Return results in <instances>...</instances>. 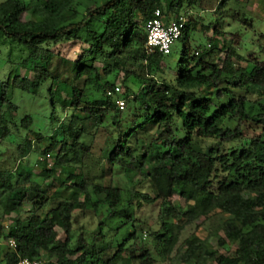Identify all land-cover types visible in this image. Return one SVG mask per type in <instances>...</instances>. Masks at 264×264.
I'll return each instance as SVG.
<instances>
[{
    "label": "trees",
    "instance_id": "1",
    "mask_svg": "<svg viewBox=\"0 0 264 264\" xmlns=\"http://www.w3.org/2000/svg\"><path fill=\"white\" fill-rule=\"evenodd\" d=\"M81 1L93 8L81 11ZM230 4L0 0V47L14 44L25 53L16 64L12 86L32 95L48 80L56 88L55 93L50 90L53 112L48 118L54 129L46 136L31 129L34 122L28 115L14 125L18 108L1 91L0 141L17 144L16 162L34 151L42 164L53 154V167L66 173L49 194L54 168H43L42 174L0 171V264H16L19 259L44 264H156L157 259H169L187 225L211 217H218L217 232L224 238H218L217 245L226 253L213 248L208 238L192 234L177 252L181 264H264V61L238 54L240 33L233 34L235 41L225 48L224 58L213 49L193 53L189 34L197 20L191 16L185 18L178 40L180 59L172 75L165 64L171 53L145 50V25L156 9L169 23L189 11H211L219 17ZM23 13L31 19L22 20ZM228 14L235 22L251 23L234 8ZM220 20L201 25L202 31L221 34ZM94 21L101 24L100 31L89 28ZM80 39L89 48L75 62L60 59L63 71L59 63L51 68L54 54L48 46ZM259 40H264V33ZM240 61L252 69H237ZM22 70L32 77L21 76ZM119 85L123 93L106 95ZM118 98L125 101L122 111L115 104ZM57 104L62 116L55 115ZM18 129L24 132L20 138ZM99 134L105 136V146L100 159L92 162V146L82 138ZM67 165L77 166L78 173ZM86 165L99 166V174L90 176ZM115 171L123 173L127 186L115 180ZM142 185L149 191L137 190ZM174 196L184 206L173 205ZM134 201L138 206H160V229L148 228L155 237L154 252L142 238L145 228L135 218ZM165 219L181 222L177 233ZM74 228L78 237L72 245ZM57 230L64 236L61 243ZM120 233L125 237L116 248L102 247ZM10 238L16 252L3 244ZM228 245L235 246L231 255Z\"/></svg>",
    "mask_w": 264,
    "mask_h": 264
},
{
    "label": "rangeland",
    "instance_id": "2",
    "mask_svg": "<svg viewBox=\"0 0 264 264\" xmlns=\"http://www.w3.org/2000/svg\"><path fill=\"white\" fill-rule=\"evenodd\" d=\"M230 7L221 11L219 17L215 16L216 13L211 11L199 12V11H189L183 13L184 18H188L191 16L192 18L197 20L196 29L190 32V44L191 48H195L193 53L208 51L213 49L215 52H218L219 58H224V50L234 43L235 39L233 34L240 33L241 34V44L238 49V54L246 59L248 56H255L258 61H264V40H259V34L264 33V0H230ZM80 10L84 11L86 8H93L91 3H87L85 1H81ZM232 8L238 10L239 14L246 15L247 20H250L251 23L241 24L239 22H235L231 20L229 17V12H231ZM222 18L219 22L221 26H219V30L221 34H215L212 29L208 32H203L201 29V25H209L211 22H216V20ZM22 20H30V15L23 13L21 15ZM242 19V18H241ZM241 22V21H240ZM251 25V26H250ZM91 30L100 31L101 24L96 21L92 22L89 25ZM191 28V26H190ZM83 39L78 41H57L54 44L48 46L51 52L54 54V58L52 61L51 68L55 67L56 64H60V70L63 71L65 65L61 64L60 59L66 60L68 62H75L80 55L83 54L89 47L88 44L85 43ZM210 45V47H209ZM182 50L181 41H176L171 47V54L165 58V64L168 68V74L172 75V72L175 71L176 65L180 59V54ZM25 57V53L21 50L18 45L6 43L0 47V92L5 91V95L11 100V102L18 108L17 112L13 114L14 125H18L20 120L28 115L33 118V126L32 130L39 133L41 136H46L53 132L54 126L48 121L52 111L51 103H50V90L51 93H55V86H52V81L48 80L39 92L36 95L28 94L23 92L21 89L17 87H13V78L15 74L16 64L20 61L19 59H23ZM64 66V67H62ZM237 69H245L247 71L252 69V65L240 61L236 65ZM101 73V68L98 69ZM21 76H29L32 77L31 74L25 73L23 70L20 71ZM168 79V78H167ZM121 87L122 93L125 91L122 85ZM133 86V85H132ZM135 87V86H134ZM6 105L2 106V112L5 111ZM68 112V109L65 110ZM80 117H83L79 111H76ZM55 115L62 116L63 112L59 104H57L55 108ZM23 130L18 129L16 133L20 138L23 136ZM13 139V136L10 137ZM34 138V137H30ZM93 140V142H92ZM82 141L86 146H92V154L93 161L96 162L97 159H100L99 154H101V150L105 146V136L99 134V136L95 139H92L90 136H85L82 138ZM35 148L36 142L34 143ZM43 145L38 147L41 148ZM38 148V149H39ZM16 153H17V144L10 143L7 141H0V171H9L11 169L15 170L16 173H25L28 171H36L40 174L44 173V169H52L54 168V155L48 156L44 163L38 164V153L34 152L30 153L24 160L16 162ZM80 155V154H79ZM72 154H70L69 158ZM96 159V160H95ZM68 162V161H67ZM92 164V163H90ZM64 167H68L70 172L78 173L79 168L74 165H67ZM94 167V166H93ZM88 167L86 165V170L89 171L90 176H97L99 174V166ZM62 168H54L53 176L49 179L50 186L48 193L52 194L56 189H58L60 184V177L65 176V171H61ZM160 173V170H157ZM118 177H116L118 182L123 186H127V179L124 177L123 173L120 171H115ZM137 190L142 192H148V186H138ZM68 197V194L65 195ZM170 202L175 204H180L184 206L183 202L177 197L174 196L170 200ZM124 208H127V205L124 204ZM159 209L160 206L158 203H155L151 206L141 205L138 206L137 202H133L132 210L135 213V218L140 220L143 223L144 231L141 233L143 240L145 241L146 246L152 252H154L153 241L155 239L154 236L150 235L148 228H151L153 231L160 229V220H159ZM85 221V220H83ZM165 222H169L173 225L175 233H177L178 227L181 225V222H177L174 220L165 219ZM7 224H4L6 226ZM219 225L218 217H211L208 220H204L201 218L193 225H187L179 234L178 242L170 255L169 259H164L160 262V259H157L156 264H181L179 255L177 254L178 250H182L185 248V240L192 234H194L197 238L203 240L208 238L209 243L213 248L218 250L221 253H226L225 250L220 249L217 245L218 238H224V235L221 231L217 232V228ZM77 227V226H76ZM75 227V228H76ZM177 227V228H176ZM74 228L73 234L74 239L72 245L75 243L78 237V231ZM58 232V241L64 240V236L60 230ZM108 235V234H106ZM124 235L120 233L117 237H113L111 241H106L102 246L105 248L106 246H110L112 248H116L124 239ZM0 244H2V240L0 239ZM235 250L234 245H228V255L233 254ZM75 257H73L74 259ZM214 264V263H210Z\"/></svg>",
    "mask_w": 264,
    "mask_h": 264
},
{
    "label": "built area",
    "instance_id": "3",
    "mask_svg": "<svg viewBox=\"0 0 264 264\" xmlns=\"http://www.w3.org/2000/svg\"><path fill=\"white\" fill-rule=\"evenodd\" d=\"M186 20L180 17L178 20L171 21L165 25L161 11L156 9L152 17L146 22V41L145 50L147 53L158 51L160 54L167 56L171 53V47L179 40L182 35ZM122 93L121 87L116 86L113 90H107L106 95L114 97ZM116 107L119 110L125 109V101L121 98L115 100ZM6 227V226H5ZM11 251H17L16 242L8 239L3 243ZM16 264H44L41 261L19 259Z\"/></svg>",
    "mask_w": 264,
    "mask_h": 264
},
{
    "label": "crops",
    "instance_id": "4",
    "mask_svg": "<svg viewBox=\"0 0 264 264\" xmlns=\"http://www.w3.org/2000/svg\"><path fill=\"white\" fill-rule=\"evenodd\" d=\"M172 21H174V20H172ZM170 22H171V21H170ZM170 22H169V23H170ZM167 24H168V23H165V25H167Z\"/></svg>",
    "mask_w": 264,
    "mask_h": 264
}]
</instances>
